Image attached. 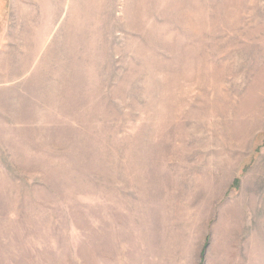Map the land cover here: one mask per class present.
<instances>
[{"label": "rangeland", "instance_id": "374dc122", "mask_svg": "<svg viewBox=\"0 0 264 264\" xmlns=\"http://www.w3.org/2000/svg\"><path fill=\"white\" fill-rule=\"evenodd\" d=\"M0 264H264V0H0Z\"/></svg>", "mask_w": 264, "mask_h": 264}]
</instances>
